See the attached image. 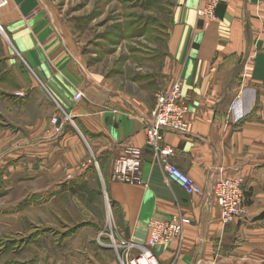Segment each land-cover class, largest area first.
<instances>
[{
	"label": "crops",
	"instance_id": "obj_1",
	"mask_svg": "<svg viewBox=\"0 0 264 264\" xmlns=\"http://www.w3.org/2000/svg\"><path fill=\"white\" fill-rule=\"evenodd\" d=\"M209 4L180 0L167 32L158 75L164 77L163 90L182 81L189 110L186 132L165 133L164 140L175 150L172 162L203 190L211 192L226 178H242L245 220L224 225L216 198L208 202L187 194L152 162L145 127L155 94L87 86L79 60L64 46L39 0H9L0 14L31 70H20L15 95L26 98L32 114L19 119L24 110L14 108V131L0 130V152L25 156V176L31 178L42 176L47 157H55L50 172L67 166L79 176L96 163L116 234L124 240L146 244L152 220L188 218L191 224L180 242L153 249L159 264H264V0H218L215 16L200 18L198 11ZM78 91L84 94L79 102ZM52 100L76 122V131L64 125L55 138ZM132 149L144 159L140 184L113 179L116 163ZM94 263L119 264L115 253L96 256Z\"/></svg>",
	"mask_w": 264,
	"mask_h": 264
},
{
	"label": "rangeland",
	"instance_id": "obj_2",
	"mask_svg": "<svg viewBox=\"0 0 264 264\" xmlns=\"http://www.w3.org/2000/svg\"><path fill=\"white\" fill-rule=\"evenodd\" d=\"M179 2L39 0L64 46L79 60L87 86L102 89L110 85L127 95L143 93L150 97L153 92L155 98L165 84L158 70L163 68L167 32ZM2 28L0 130L12 132L15 107L24 110L19 119L22 114L32 116L26 98L15 95L20 70H31L7 28ZM52 101L57 115L51 118V125L54 117H65ZM64 125L77 129L74 120L64 121ZM54 134L55 138L61 135ZM3 157L7 159L2 161ZM54 158L47 157L42 176L31 178L25 176V156L14 158L6 149L1 150L0 264H95L96 256H114L115 250L99 243L102 238L103 243L110 244L106 235L115 230V222L96 163L79 176V171L67 166L63 171L59 166L57 173L50 172ZM60 158L56 157L57 162Z\"/></svg>",
	"mask_w": 264,
	"mask_h": 264
},
{
	"label": "built area",
	"instance_id": "obj_3",
	"mask_svg": "<svg viewBox=\"0 0 264 264\" xmlns=\"http://www.w3.org/2000/svg\"><path fill=\"white\" fill-rule=\"evenodd\" d=\"M218 0H210V4L198 11V16L211 19L215 16ZM9 5V0H0V14ZM0 30H3L0 24ZM183 84L180 79L174 80L169 88L156 95V104L150 118L146 122L147 150L152 162L159 165L168 179L181 186L189 195L205 198L208 202L216 198L221 207V221L224 225L243 221L247 218L246 191L244 181L240 177L226 178L216 183L211 192L203 190L196 182L185 174L172 162L175 150L165 144V133L183 134L188 128L186 116L188 104L183 99ZM84 94L78 91L75 101L83 99ZM64 118L54 117L52 125L56 134L64 129V121L73 123L71 116L63 111ZM144 159L142 152L132 149L127 157L119 160L115 165L114 180L126 183H141V169ZM110 205V202L108 201ZM191 221L181 214L175 215L169 221L154 219L149 223V240L146 244H138L124 240L116 234V229L111 230L110 244H105L99 239L103 247L115 250L119 264H159L153 249L157 246L181 241L185 235V228Z\"/></svg>",
	"mask_w": 264,
	"mask_h": 264
},
{
	"label": "trees",
	"instance_id": "obj_4",
	"mask_svg": "<svg viewBox=\"0 0 264 264\" xmlns=\"http://www.w3.org/2000/svg\"><path fill=\"white\" fill-rule=\"evenodd\" d=\"M78 194V192H76ZM264 216V215H263Z\"/></svg>",
	"mask_w": 264,
	"mask_h": 264
},
{
	"label": "bare ground",
	"instance_id": "obj_5",
	"mask_svg": "<svg viewBox=\"0 0 264 264\" xmlns=\"http://www.w3.org/2000/svg\"><path fill=\"white\" fill-rule=\"evenodd\" d=\"M1 31H3V30H1Z\"/></svg>",
	"mask_w": 264,
	"mask_h": 264
}]
</instances>
